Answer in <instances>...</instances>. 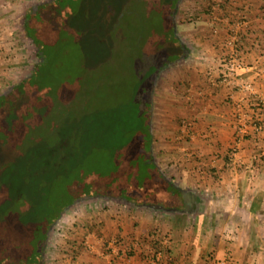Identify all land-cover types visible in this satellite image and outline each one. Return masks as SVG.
Wrapping results in <instances>:
<instances>
[{
  "label": "rangeland",
  "instance_id": "374dc122",
  "mask_svg": "<svg viewBox=\"0 0 264 264\" xmlns=\"http://www.w3.org/2000/svg\"><path fill=\"white\" fill-rule=\"evenodd\" d=\"M27 1L35 7L46 0ZM207 1L217 9L215 0H179L174 23L191 13L199 18L203 14L201 3ZM235 1L226 3L232 5L230 2ZM136 3V0H71L70 6L63 4L57 17H42L41 27L33 30V39L43 42L42 63L38 66L42 80L33 92L26 96L16 93L18 100L0 109V264H4L3 260L28 258L29 253L35 257L41 239L34 234L35 224L38 226L35 233H40L47 216L55 215L82 194L84 180L100 191L114 189L113 192L133 194L140 199L137 195L155 183L153 168L150 167L151 176L143 175L145 167L141 160L145 158L137 156L138 139L149 113L152 161L182 190H199L202 175L184 180L179 174L181 164L173 163L179 161L178 153H182L179 149H185L189 142L185 140L181 145L178 136L157 132L161 125L153 118L157 107V73L162 65L172 64L164 61L176 54V50L162 51L174 39L166 27L160 29H165L168 40L160 35L165 33L156 29L159 23L155 12L142 21L132 12L121 26L118 23L124 18L121 14L131 7L136 12ZM144 7L139 9L140 16H144ZM21 21L0 19L1 28H10L8 33L3 28L0 31V95L27 78L36 62H40L37 47L21 30ZM158 35L165 40H155ZM69 98L73 102L70 108L66 105ZM76 203L79 206L74 208ZM76 203L59 215L47 234L44 264H78L81 253L88 257L98 255L105 262L106 255H112L110 249L103 247L108 252L105 254L86 235L78 240L77 228L84 225V230L93 224V216L104 211L107 214L110 208L116 210L123 203L133 208L124 200L105 197ZM176 205L180 208L181 202ZM143 208L146 214L154 212L156 222L151 230L161 228L163 241H167L169 234L163 225L175 216L151 205ZM187 218L191 220L192 216Z\"/></svg>",
  "mask_w": 264,
  "mask_h": 264
},
{
  "label": "crops",
  "instance_id": "0c3cea01",
  "mask_svg": "<svg viewBox=\"0 0 264 264\" xmlns=\"http://www.w3.org/2000/svg\"><path fill=\"white\" fill-rule=\"evenodd\" d=\"M230 3L224 10L217 6L200 14L197 30L176 33L183 57L157 73L153 118L162 127L156 131L171 136L179 131L181 145L188 140L190 145L179 149V161L173 162L181 164L184 180L202 175L198 191H185L193 199L186 213L178 212V206L163 211L175 216L163 225L169 238L162 245L171 252L159 254L157 262L145 258L150 252L140 243L149 240L154 212L123 203L101 212L100 218L93 216V224L84 230V225L77 228L78 240L86 235L102 252L108 254L106 247L112 254L104 262L97 254L81 253L80 264H107L106 259H116V264H205L209 254L211 264H264V0ZM30 5L26 0H0V19H22ZM8 27H2L4 33ZM229 58L247 66L239 79L252 84L253 94L240 91L227 77ZM241 125L247 134L238 139ZM117 240L121 245L113 247Z\"/></svg>",
  "mask_w": 264,
  "mask_h": 264
},
{
  "label": "trees",
  "instance_id": "16d2710c",
  "mask_svg": "<svg viewBox=\"0 0 264 264\" xmlns=\"http://www.w3.org/2000/svg\"><path fill=\"white\" fill-rule=\"evenodd\" d=\"M48 0V1H44L41 2L38 6L35 7H29V9L27 10V12L24 14L22 21H21V30L24 33V36L29 39L31 41V43L33 45H35L36 48V56L37 59H39L40 62H36L35 66L33 67V69L31 70L30 74L28 75L27 78L21 79L17 84H15L13 87H11V89H9L8 92H6L5 94L0 95V109L6 106H9L12 103L15 102H11V101H15L17 99L16 97V93L17 94H21L20 96L24 95L26 96L28 93L33 92L32 89H36L38 82L40 80H42V76L43 73L39 72L38 66L42 63V58H43V42L40 40H38L37 38L32 37V32L33 30H36V28L41 27L43 19L44 18H53L54 16L57 17V13L60 12L62 10V6L63 4L67 3L68 6H70V2L71 0ZM137 3L135 5L136 8H138V10L133 9V7H131L130 10H124L123 14V19H121L120 21L118 20V23L123 26V24H125V17L128 16V14L134 12V14L137 16H139L140 20H143V17L145 19V16L147 14H153L158 13V17L157 19V23H159V25L156 27V29L158 31H160V28H167L170 32V35H172V38L174 39L173 44L166 47L162 52H169L171 53V51H175L176 50V54L174 55L175 57L171 58L170 60H165L164 62H176L179 59H181L183 56V44L181 42V40L177 37L176 33H181L183 34L184 31H195L197 30L200 21L198 19L197 16L198 14H190L187 17H185L186 19H182L181 21L177 22L176 24L174 23L173 20V15L175 13L176 10V6L177 3L179 2V0H136ZM159 1V4H158ZM226 2H228V0H224L222 3L219 4L220 9L224 10L225 9V5L227 4ZM204 6H202L201 11L202 13H204L206 11V13L213 11L214 9V4H212L211 2H208L206 4L201 3ZM142 6H145V11L143 12L144 16H140L139 15V9H141ZM153 6V7H152ZM157 15V14H156ZM119 19V18H118ZM146 20V19H145ZM146 22V21H145ZM130 29V31H132L131 27L128 28V30ZM162 32L165 33V29L161 30ZM134 32V30H133ZM162 36H165L166 39L168 40L169 36L165 34H160ZM158 35V37L155 38V40L157 41H162L165 40V37H162ZM155 36V35H154ZM138 37H140L138 35ZM142 37L144 38V34L142 35ZM175 44V45H174ZM171 50V51H170ZM168 65V64H165ZM163 66V65H162ZM151 87H153V84L151 85ZM12 96V99H10ZM19 96V97H20ZM18 100V99H17ZM69 100V102H68ZM67 100L66 105L68 108H70L73 104L72 100L70 101V98ZM148 112L150 110V105L148 104ZM7 109V108H6ZM151 113H149V117L147 116V121H145L143 119V122L145 123V127L142 129V134L140 136V138L138 139V143L137 146L139 148V150L137 151V156L139 158V156H141L142 158L144 157L145 159H142V163L145 167L144 169V173L143 175L146 174V177H149V175L151 176L150 171V167L153 168V171L155 173V183H151V185H153L149 188H147L145 191H143V194L141 195H137L140 197V199H136L135 196L133 194H131L132 196H130V194H125V193H121L120 191L117 192H113L114 189H112L111 191H107L104 192L100 191L97 188H92L89 184L90 182H88L87 180H84V182L82 184L85 185V187L83 188L82 194L79 196L74 197V201L72 203H66L61 211L55 212V215L51 216H47V219L45 220L44 224H42L40 233H35L36 230L38 228V226H34V234L36 235H40L39 237L40 242L38 244V248H37V254L35 255V257L31 256V254L29 253V257L27 258H21L20 260H9V261H5L3 260L2 263L4 264H19V263H23V264H39L42 263V251L44 248V244L45 241L47 239L46 234L48 232V230L51 228L52 224H54L57 219L59 218V215L65 211L66 209H68L69 207L73 206L76 202H78L81 199H91L93 197H105V198H116V199H121L124 200L126 202H129L135 206H152L155 205V209L159 210V211H164V210H168L173 209L174 205H176L177 201L181 202V207L180 209H178V212H184L185 211V207L183 206V196H185V190H182L180 187L176 186L175 184H173L170 180H168L167 177H165V175L163 174V172L156 166V164L152 161L151 158V154H150V142H151V132H150V121H151ZM42 125H44L45 123L42 122ZM179 131L176 132V137L179 136ZM188 141V140H187ZM145 149V150H144ZM143 150V151H142ZM232 150L230 151L231 155ZM163 154V153H161ZM172 165V163L170 164ZM184 172V171H183ZM213 173V172H212ZM94 179L95 178V175ZM213 176V175H212ZM214 177V176H213ZM90 186V187H89ZM93 189V191L91 190ZM151 192L154 193L151 196ZM193 201V199L191 200V202ZM148 202L150 204H148ZM186 213V212H184ZM150 215H152L150 213ZM148 241H143L140 243V246L142 248H144V250L150 252V254L145 255V258L147 260L151 261H155L156 257L158 256V254H169L171 252V250H168V248L166 246L162 245L163 242V236H162V230L161 228H157V229H153L151 232H149L148 234ZM29 238V237H28ZM121 240H117L115 241V245L119 246L121 245ZM172 246L174 248L175 244L172 243ZM18 247V246H17ZM16 247V248H17ZM132 245H130V249H132ZM28 249H31L30 246H28ZM29 252V251H28ZM27 252V253H28ZM212 257L209 256L207 257V259L205 260V264H211L210 259ZM192 264H195V262Z\"/></svg>",
  "mask_w": 264,
  "mask_h": 264
},
{
  "label": "built area",
  "instance_id": "2783aa9c",
  "mask_svg": "<svg viewBox=\"0 0 264 264\" xmlns=\"http://www.w3.org/2000/svg\"><path fill=\"white\" fill-rule=\"evenodd\" d=\"M213 2L215 3L216 8L217 6H219L220 3H222L221 0H215ZM228 45L230 46L231 49L235 48V41L234 40L229 41ZM247 69H248L247 66H245L244 64H242V62H239V60L235 58H229L225 63L226 75L228 78L231 79L230 81L236 82V86L238 87L240 91L253 94L254 89H253L252 84L242 79H239L240 75L243 72H246ZM246 134H247V131L245 129V125H241L237 131L238 139H241ZM112 244H115V242H112ZM159 257L160 256L158 254L155 261H157ZM216 264H223V263H216Z\"/></svg>",
  "mask_w": 264,
  "mask_h": 264
},
{
  "label": "flooded vegetation",
  "instance_id": "af4514ba",
  "mask_svg": "<svg viewBox=\"0 0 264 264\" xmlns=\"http://www.w3.org/2000/svg\"><path fill=\"white\" fill-rule=\"evenodd\" d=\"M190 200V201H189ZM191 202V198L189 197L188 194H186L185 196H183V205L185 206V208H189V203ZM54 226V224H52L51 228L48 230L47 234L49 233V231L52 229V227ZM47 234H46V237H47ZM44 250V248H43ZM45 256V252L42 251V263H39V264H44V257Z\"/></svg>",
  "mask_w": 264,
  "mask_h": 264
},
{
  "label": "water",
  "instance_id": "95a60500",
  "mask_svg": "<svg viewBox=\"0 0 264 264\" xmlns=\"http://www.w3.org/2000/svg\"><path fill=\"white\" fill-rule=\"evenodd\" d=\"M177 14V10H176V12H175V15Z\"/></svg>",
  "mask_w": 264,
  "mask_h": 264
}]
</instances>
